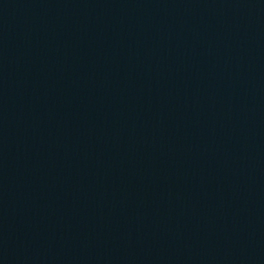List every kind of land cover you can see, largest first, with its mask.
<instances>
[{
	"label": "water",
	"instance_id": "obj_1",
	"mask_svg": "<svg viewBox=\"0 0 264 264\" xmlns=\"http://www.w3.org/2000/svg\"><path fill=\"white\" fill-rule=\"evenodd\" d=\"M0 264H264V0H0Z\"/></svg>",
	"mask_w": 264,
	"mask_h": 264
}]
</instances>
